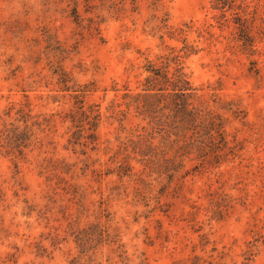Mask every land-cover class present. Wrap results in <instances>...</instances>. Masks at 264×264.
Here are the masks:
<instances>
[{"label":"rangeland","instance_id":"1","mask_svg":"<svg viewBox=\"0 0 264 264\" xmlns=\"http://www.w3.org/2000/svg\"><path fill=\"white\" fill-rule=\"evenodd\" d=\"M248 1L264 17V0ZM213 13L207 0H0V112L23 104L32 120L58 113L43 126L45 132L37 133L41 149L27 153L17 169L0 155V264H264V34L257 37L252 56L228 43V29L210 27L216 37L210 44L194 31L187 36L199 49L183 59L193 86L201 89L198 94L207 99L214 87L245 114L242 120L229 116L226 126L228 138L241 145L237 157L201 172L185 160L189 174L163 195L166 181L155 176L144 177L152 186L142 193L128 178L97 180L90 172L115 168L111 156L140 123L130 113L120 131L117 122L105 119L106 107L120 93L113 87L135 90L145 59L182 46L159 39L157 18L167 14L169 25L191 21L200 27L215 24ZM58 49L68 51L65 59ZM58 67L77 84H94L85 103L99 105L103 117L95 149L87 148L86 154L67 145L68 123L60 116L72 100L55 91L51 72ZM28 85L25 98L20 88ZM54 95L55 101L48 97ZM43 159L72 165L77 177L58 174L84 189L82 208L78 196L55 188L56 178L46 182ZM130 164L134 172L140 169ZM175 184H180L176 191ZM99 191L114 193L102 207L118 241L93 240L81 248L69 223L73 229L104 223Z\"/></svg>","mask_w":264,"mask_h":264},{"label":"trees","instance_id":"2","mask_svg":"<svg viewBox=\"0 0 264 264\" xmlns=\"http://www.w3.org/2000/svg\"><path fill=\"white\" fill-rule=\"evenodd\" d=\"M207 1L209 8L214 12L211 18L215 24L195 27L190 21L173 26L168 24L167 14L156 17L160 23L157 26L161 32L159 39L163 41L167 37L181 41L182 46L169 47L166 53L156 56L153 60L145 59L140 67L144 76L142 80L137 81L135 90L124 87L121 92L113 87L114 91L120 93L115 95L106 107L105 119L117 122L120 131H124L122 123L130 113H133L140 123L124 141L119 142L116 152L111 156V161L117 164L115 168H106L104 171L90 170L95 179L109 175H116L119 180L128 178L140 186L137 190L141 188L144 193L150 191L152 186L144 177L155 176L156 180L166 181L160 187L159 193L163 195L168 193L175 180L181 182L189 174V171L184 170L185 160L193 161V170L201 172L216 169L238 156L241 145L235 138H228L226 126L230 117L242 120L245 114L237 102L221 99L214 87L208 86L211 93L207 99L198 94L201 89L193 86L189 74L185 72L183 59L198 53L199 49L196 41L189 42L187 36L194 31L198 40L202 38L210 44L216 38L210 27H217L220 31L228 29V43L236 44L241 52L252 56L255 53L257 37L261 38L264 34V17L259 16L248 0ZM73 17L78 23L76 7ZM57 55L60 59H65L68 51L58 49ZM51 75L56 81L55 91L64 93L63 95L72 100V106L60 116L61 122L68 123L67 145L73 149L79 146L81 153L86 154L87 148L95 149L96 131L103 117L99 105L85 103V97L94 90V84H77L61 67L53 69ZM27 88L31 86L20 88L25 98L26 91L30 90ZM48 97L53 101L57 99V95ZM56 115L58 113L50 114L42 121L32 120L33 116L25 105L7 107L0 112V155L8 157L17 169L18 162L25 161L27 153L41 149L42 139L38 138L37 133L45 132L46 128L43 126H48ZM131 161L140 166L136 172L133 171ZM40 167L44 170L42 174H46V182L50 183L56 178L55 188H62L73 199L78 196V206L82 208L84 189L67 184L58 174L69 175L71 179L77 177L71 164L63 160L43 159ZM84 173L85 171H82V174ZM62 183L70 186L62 187ZM179 187L180 184L174 186L173 190L176 191ZM113 194L112 191L104 196L102 191H99L98 204L101 217L105 218L104 223H91L85 228L77 229H73L69 223L72 234L77 238L75 242L81 248L93 240L96 244L117 243L118 234L115 233L116 230L111 229L109 213L102 207ZM2 196L0 190V202ZM141 196L146 198L145 195Z\"/></svg>","mask_w":264,"mask_h":264}]
</instances>
